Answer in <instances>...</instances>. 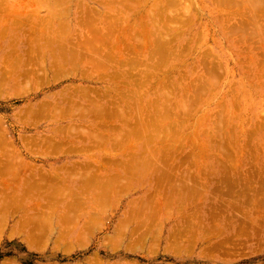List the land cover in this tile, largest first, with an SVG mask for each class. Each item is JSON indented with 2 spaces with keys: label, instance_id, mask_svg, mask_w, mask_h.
Returning <instances> with one entry per match:
<instances>
[{
  "label": "rangeland",
  "instance_id": "1",
  "mask_svg": "<svg viewBox=\"0 0 264 264\" xmlns=\"http://www.w3.org/2000/svg\"><path fill=\"white\" fill-rule=\"evenodd\" d=\"M107 1L0 0V25L9 22L15 14L23 23L9 24L7 30L12 31L13 38L18 37L21 31L22 35L25 34L24 37L21 35L26 47L23 51L29 50L28 55H31L33 49L46 45L49 47L42 48L43 51L51 54L50 44L53 42L49 44L46 38H56L58 34V40H71L70 44L74 45L82 41L85 46L87 38L93 37V19L101 14L121 17L117 33L122 35L120 41H115L119 43L116 44L115 54L123 53L127 59L130 55L137 57L135 55H141V52L145 56L139 55L144 57L142 66L130 70L129 65L126 66V78L116 80L114 85L125 87L132 83L136 86L133 89L140 86L147 102L154 103V110L169 117L164 120L161 116L163 127L149 132L147 141L141 139L144 141L142 153L146 162H143L145 168L141 169L144 173L137 172L135 176L139 178L133 175L135 178L129 180L125 173L126 164L141 156L139 147L130 145L139 143L140 139L138 137L137 142L136 138L128 141L127 136H121L122 125L125 124L121 118L119 121L108 119L102 122L94 118L92 112L86 118L58 116L60 121L57 124L53 116L38 120L27 113L30 107L35 108L46 96L63 91L69 96L70 89L77 88L91 90L92 99L105 102L109 97L106 98L98 90L105 87V81L114 69L107 72L106 77L93 76V65H85L83 57L81 71L73 75L69 69L61 74L52 71L47 79L40 73L44 68H40V74L37 73L40 76L35 74L43 80L29 78L30 84L29 79L25 80L28 86L23 81L25 85L22 83V88L0 91V133L3 134H0V142H4L0 143V182L13 185L15 189L20 186L19 195L27 187L31 191L25 190L28 193L25 198H20L22 202L16 210H0V264H264V29L261 30L264 28V0H249L248 4L254 6L250 9L249 6L246 8V2L240 4L245 0H235L237 5L232 3L223 8L215 0H172V3L168 0H132L131 3L136 6L124 7V10L118 9L119 6L110 9ZM174 15L183 18L180 22L196 18L187 28L188 22H171L175 19ZM229 15L235 16L228 18ZM50 16L51 23L47 24L44 18ZM143 16L144 21L149 23L139 27ZM56 17L58 20L54 19L53 25L52 18ZM40 18L44 21L38 22ZM154 21L162 25L166 23L153 28L163 45L170 42L166 38H170L171 34L176 36L177 32H187L180 40L170 38L174 42H171L170 48L167 46V55L159 53L157 44L154 52L158 56L155 57L151 50L157 42H150L144 35ZM182 23L186 24L183 29ZM51 24L55 28L47 30L49 25L51 29ZM233 25L238 26V31H232L233 34L238 32L237 35L228 31L237 29ZM256 25L259 27L255 29ZM127 28L130 30L128 38L123 34ZM57 29L62 30L59 31L61 35ZM63 30L69 32L62 33ZM227 32L233 36H226ZM99 42L100 45L105 43ZM94 46L91 52L84 53L85 60L90 53L92 56L99 53H94L97 50ZM78 47L84 50L81 45ZM55 51L56 48L52 52ZM36 55L41 57L39 49ZM98 56L102 57L101 54ZM98 56L93 58L98 60ZM5 62L0 59V68H7ZM149 70L154 77L145 76ZM90 72L92 74H87ZM157 84L161 86L159 91ZM96 91L105 99L98 97ZM117 97V104L124 106L126 97ZM85 100H88L87 96ZM131 103H126L129 108L126 105L123 108L122 114L128 118L123 122H128L131 117L133 121L136 119L134 100ZM88 119L96 125L90 124ZM107 123V126L100 127ZM66 126H72L74 130L80 127L70 137L76 148L71 150V147L65 146L55 150L44 147L43 141L59 135ZM80 129L82 132L88 130L86 132L94 133V136L97 129L101 136L98 134L100 138L96 135L89 140L79 135L82 133ZM123 136L130 147L124 142L126 149L114 146L112 140L119 141ZM95 138H98L96 142ZM139 159L135 160L136 164L142 162ZM149 165L151 167L146 168ZM4 166L7 170L13 168L12 172L7 173ZM104 173L108 174L106 177L114 174L119 177L118 183H113L117 188L116 194H119L116 202L103 203L105 209L94 204L95 208L100 207L97 210L102 209L97 211L93 208V200L86 196L92 199L94 191L106 187L108 178H104ZM97 175L106 179L101 178L105 185L100 183L102 180ZM12 176L21 177L22 184L18 178V182L15 179L12 182ZM120 177L124 178L121 180ZM23 179L28 181V184L25 183L27 186H24ZM56 188L64 189V193L52 201L48 193ZM4 197L8 196L2 197L0 193L2 205L12 203L11 200L8 203L10 198L4 200ZM129 216L132 217L129 222L123 223ZM42 222L46 225L45 229L35 235ZM17 225L20 231L12 233V227ZM59 232L63 241H68H65L67 246L62 239V243L57 242Z\"/></svg>",
  "mask_w": 264,
  "mask_h": 264
},
{
  "label": "bare ground",
  "instance_id": "2",
  "mask_svg": "<svg viewBox=\"0 0 264 264\" xmlns=\"http://www.w3.org/2000/svg\"><path fill=\"white\" fill-rule=\"evenodd\" d=\"M170 3H172V0H168ZM215 1H217L218 2V6L219 7H221V8H223V7H226L228 4H235V5H237V3H238V1H237V3L235 2V0H233V2H231L232 0H230V3H229V0H215ZM263 1V0H262ZM109 4H110V9H114L115 8V6H119V8L118 9H123L124 7H126V8H129V7H133V6H136V4L135 3H131L132 2V0H108L107 1ZM134 2V1H133ZM139 4H140V2L139 1H137ZM245 2H246V5L248 4V2H250L249 0H245V1H242V2H240V4L241 3H243V5L245 4ZM257 2H258V0H257ZM260 2V1H259ZM245 5V6H246ZM251 3H249L247 6H246V8L248 7L249 9H250V7H251ZM255 6H257V4L255 5ZM252 7H254V6H252ZM251 7V8H252ZM220 8V9H221ZM256 8V7H255ZM254 8V9H255ZM125 9V8H124ZM123 9V10H124ZM117 10V9H116ZM251 11H253V10H251ZM0 12H2V11H0ZM11 12H13V11H11ZM52 12V11H51ZM54 12V11H53ZM14 13V12H13ZM235 14V13H234ZM15 15V14H14ZM14 15H12V18L10 17V19H9V22L8 21H6V22H4L3 24H5V25H3V24H1L0 25V59H4V60H6V62L4 63V65L6 66L7 65V68H8V70H7V68L5 67H1V68H3V71L2 72H0V91H7V90H11V89H17V87H19L20 88V86H21V88H22V86L23 85H21L22 83L25 85V83H26V85L25 86H28V84H30V79L32 80V79H35L34 77H36L37 78V76H36V74L39 72V69L41 68H44L43 70H44V72H43V70H42V72H40V73H42V76H44L43 78H49V75L52 73V71H53V73H55V74H61V73H66V71H67V69H69L68 71H69V73L71 74V75H73L75 72H80L81 71V67H82V61H83V57H84V62H85V65L86 64H90L91 63V65H93V76H96V75H98L100 78H103V77H106V76H104V75H106V73L107 72H109V71H111V70H113L114 69V72H113V74L112 75H107L108 76V80H106L105 82H106V84H105V87H103L102 88V90H98V91H100V92H102V94L106 97V96H108L109 97V99L108 100H106L105 102L104 101H101V100H96V98H95V100L94 99H92L91 98V96H90V93H91V90H87V89H83V88H77V89H70V92H69V96L67 95V92L66 91H63L62 93L61 92H59V93H57V94H51V95H48V96H46L42 101H41V103L39 104V105H37L35 108H31L30 107V109H29V111H27V113H31L32 114V117L33 116H36L37 117V119L38 120H40V119H42V118H46V117H48V118H50V117H52V119L54 118V120L56 119V122H57V124H58V122L60 121H58L57 119H58V116H61L62 118H66V117H73V116H79V117H81L82 118V116L83 117H85L86 118V116L87 115H89L90 113H92L93 112V115L92 116H94V118H97L98 120H102V122H105L106 120L108 121V119H114L115 121H119L120 120V118L122 119L121 121H122V123H125V124H123L122 126H123V128H122V131H121V136L122 135H124V136H127V140L128 141H130V140H133L134 141V139H135V142H137L139 139H140V142L139 143H137V144H131L130 146H132L133 145V147H135V146H138L139 147V150L141 151V156H137V157H141L142 159H139V161L141 162V160H142V162L141 163H139V164H136L137 162H135V160H138V159H136L137 157H135L134 159H133V161H131L133 164L131 165V162H128L127 164H126V170L128 171H125V173H126V175L128 176L127 178L129 179V180H132V179H134L136 176H135V173H136V175L138 174L137 172H140V173H144V172H141V171H143V170H141V169H144L145 168V165H144V163H146V162H144L145 161V159L143 158L144 156V153H142V150H143V148H144V141H147L148 140V133L149 132H152L153 131V129H157V128H161V127H163V125H162V123H161V121H160V118H161V116H164V120H165V118L167 119L168 117H169V115H164V114H162L161 115V113H157L155 110H154V103L153 102H147V96H145L144 94L145 93H143V91H141V88H140V86H137L138 88L137 89H133L134 87H136V86H134V85H132V83H131V85L130 84H127L125 87H123V85L121 84V86H119L118 87V85H114V82H117L116 80H122V78L124 77V79L126 78V75H127V72H128V70H126L125 68H126V66H128L129 67V70L130 69H135V67H137V66H142L143 64H144V57H140L141 55H142V52H141V55L139 56V55H135V56H137V57H132L133 55H128L130 58L129 59H127L128 57H126V58H124L123 56L124 55H122V54H120V53H118V52H116V53H118V54H115V51H116V49L118 48L117 46H116V40H118V41H120V36L122 35H118V33H117V31H118V28H119V20H120V18L121 17H117V16H115V15H112V14H101V16H98V18L97 19H93V25H91L90 27H91V29H94L93 30V37L92 38H87V40L85 41V46L87 45V44H89V45H87V49H85L86 47L84 46V42L82 43V41H81V43L79 42V43H77L76 45H77V47H76V45H74V43L73 44H70L71 43V40H70V42H67L66 41V39H65V41L63 40V39H60L61 40V42H63V43H61L60 42V40H58L57 39V35H56V31H58L57 33H59V31L60 30H56V31H54L55 33H53V34H55L56 35V38H54V37H52V36H50L49 37V39L48 38H46V40H47V42L50 44V43H52V44H50V53L51 54H49V51H46V53L43 51V49L42 48H48L49 46H46V45H44V47H37V50L36 49H33L31 52V55H28V53H29V50L27 51V52H24L23 51V49H25L26 47H24L23 46V38L21 39V37L23 36V35H25V34H23L22 35V31H21V33H20V35L18 36V37H16V38H13V33H12V31H8L7 30V27L9 26V24H12V23H14V22H19V23H23V21H22V19L19 17V19L20 20H18V18L16 17V15H15V17H14ZM48 15V14H47ZM25 16V15H24ZM49 16V15H48ZM120 16V15H119ZM231 15H229V16H227L228 18H231L230 17ZM235 15H233V17H234ZM53 17V16H52ZM117 17V18H116ZM175 19H172V21L171 22H177V20H178V22H180L179 20H182L181 18H180V16H173ZM177 17V18H176ZM232 17V18H233ZM261 17V16H260ZM24 18H26V16L24 17ZM28 18V17H27ZM44 18V17H43ZM43 18H40V19H38V22H40V20L42 21V19ZM48 18V17H47ZM47 18H44L45 20H47V21H45V22H47V24H48V22L49 23H51V16L47 19ZM179 18V19H178ZM195 16L194 17H190V18H188V19H186V20H184V21H181V22H185L186 24H187V22H188V24L186 25L185 23L183 24V26L181 27L182 29L185 27V25H186V27L188 28L191 24H192V21L193 20H195ZM44 19H43V21H44ZM58 20V18L56 17V18H52V21L53 20ZM152 19V18H151ZM251 19V18H250ZM257 19H258V16H257ZM3 20V19H2ZM6 20H7V18H6ZM36 21H37V19H35ZM61 20H62V18H61ZM174 20V21H173ZM192 20V21H191ZM252 20V19H251ZM254 20V19H253ZM0 21H1V18H0ZM4 21V20H3ZM25 21V20H24ZM26 21H29V20H26ZM140 23H139V27H141L142 25H143V27H145V25L144 24H146V23H149V22H145L144 21V16H143V19H141L140 18ZM151 21V20H150ZM233 21V20H232ZM248 21V20H247ZM246 21V22H247ZM250 21V20H249ZM59 22H61V21H58V23ZM180 22V23H181ZM64 23V22H63ZM226 23H227V21H226ZM242 23V22H241ZM32 24V23H31ZM41 24H42V22H41ZM56 24V23H55ZM100 24V25H99ZM102 24V25H101ZM228 24H230V23H228ZM38 25V24H37ZM44 25V24H43ZM53 25H54V21H53ZM59 25H61V24H59ZM66 24H64V26H65ZM87 25V24H86ZM166 25V23L165 24H159V23H157V22H152V24L149 26L150 27V30H147L145 33H144V35H145V37L151 42H157V43H154V49L153 50H151L153 53V55L156 57V55L158 56V53L157 52H154V51H156V48H157V44H158V46H159V48L157 49V50H159V53H161V55H163V54H165V53H169L168 51H166V48H167V46H169L168 48H170L171 46H172V43L171 42H174V41H176V40H180L181 38H182V36H184V35H187V32H184V30L181 32H177V34L179 33V35H177L176 34V36H178L177 38H175L176 36H173V35H175L174 33L173 34H171L172 36H170V38H174V41H171V39L170 38H166L167 39V41H168V39H169V41L170 42H167V44L168 43H171V44H169V45H167L166 44V39L164 40V42H165V44L166 45H163L164 43H163V41L161 40V37L160 36H156V32H155V30L153 29V28H156V27H160V26H165ZM227 25V24H226ZM45 29H46V27H47V25H46V23H45ZM51 26H52V24H51ZM64 26H63V28H64ZM235 26H237V25H233L232 27H235ZM67 27V26H66ZM69 27V26H68ZM256 27L258 28L259 26H255V29H256ZM262 27V26H261ZM49 29H47V30H52V29H54L55 28V26L53 27H51V29H50V25H49V27H48ZM60 28H62V27H60ZM89 28V27H88ZM243 28V27H242ZM249 28V27H248ZM228 29V28H227ZM226 29V30H227ZM233 29V30H232ZM231 30H228V31H231V33L233 34V32H235V31H238V26H237V29L236 28H232ZM235 29V30H234ZM247 29V28H246ZM262 29H264L263 27L261 28V30ZM31 30V29H30ZM122 30V29H121ZM127 30V32L125 33H123L124 35H125V37L126 38H128L129 37V34H130V30H129V28H127L126 29ZM225 30V31H226ZM240 30V29H239ZM242 30V29H241ZM240 30V31H241ZM250 30H251V28H250ZM254 30V29H253ZM258 30H260V28L259 29H257V32H258ZM32 31V30H31ZM46 31V30H45ZM52 31V32H53ZM62 31V30H61ZM60 31V32H61ZM65 30H63V32L62 33H65V32H69L68 30H66L65 32H64ZM173 31V30H172ZM233 31V32H232ZM34 32V31H33ZM32 32V33H33ZM51 32V31H50ZM242 32V31H241ZM252 32V31H251ZM256 32V31H255ZM256 32V33H257ZM228 34L226 35V36H228V35H230V33L229 32H227ZM237 33L238 32H236V33H234L233 35H237ZM250 33V32H249ZM60 34V33H59ZM68 34V33H67ZM70 34V33H69ZM230 35V36H233V35ZM254 34V33H253ZM22 35V36H21ZM52 35V34H51ZM61 35V34H60ZM255 35V34H254ZM258 35V34H257ZM260 35V34H259ZM118 36H119V38H118ZM239 36V35H238ZM240 36H242V34L240 35ZM244 36V35H243ZM256 36V35H255ZM24 37V36H23ZM31 37H35V34H31ZM234 37H236V36H234ZM253 37V36H252ZM63 38V37H62ZM68 38H69V35H68ZM126 38H124V41L126 40ZM172 38V39H173ZM244 38H246V37H244ZM70 39H71V37H70ZM176 39V40H175ZM20 40V41H19ZM91 40H93V41H91ZM114 40V41H113ZM22 41V44L20 43ZM57 41H59V43L57 42ZM99 41H102V42H105V43H103L104 44V49L103 48H101L102 46H103V44L102 45H100V42L98 43ZM117 41V42H118ZM160 41H162V42H160ZM92 42H94V44H95V46L94 47H96V51L94 52V53H96V52H99V53H96V54H94L93 56H98V54L100 55L101 54V58H100V56H98L97 58H98V60L97 59H95V58H93V56H92V53H90L89 55V57L87 56V60H85V58H86V55L84 54V53H87V52H91L92 51V46L94 45ZM96 42V43H95ZM101 42V43H102ZM149 42V43H150ZM68 43H69V45H68ZM91 43L93 44V45H91ZM97 43L101 46V47H98V46H96L97 45ZM53 44H55V45H57V46H53ZM119 44V43H118ZM117 44V45H118ZM78 45H81L82 47H84V50L86 51V52H84V50H81L79 47H78ZM136 45V44H135ZM150 45H151V43H150ZM30 46V44H28V46H27V48ZM132 46V45H131ZM137 46V45H136ZM140 46V45H139ZM138 46V47H139ZM152 46H153V43H152ZM155 46H156V48H155ZM89 47V48H88ZM93 47V50L95 49ZM106 47V48H105ZM130 47V46H129ZM129 47H127V48H125V50H127ZM134 47V46H133ZM133 47H131V48H133ZM137 47V48H138ZM54 48H56V51L55 52H52L53 50H54ZM151 48V47H150ZM153 48V47H152ZM19 49H21V50H19ZM30 49V48H29ZM38 49L41 51V57L40 56H38V55H36V53H37V51H38ZM83 49V48H82ZM138 49H140V48H138ZM138 49H137V51H138ZM81 50V51H80ZM115 50V51H114ZM83 51V52H82ZM103 51V52H102ZM114 52V53H113ZM171 52H173V51H171ZM133 53H134V51H133ZM176 53H177V51H176ZM26 54V56H24V55ZM44 54V55H43ZM145 54V53H144ZM143 54V55H144ZM142 55V56H143ZM165 55H167V54H165ZM49 56H51V57H49ZM145 56V55H144ZM132 57V58H131ZM95 59V60H94ZM94 60V61H93ZM250 60V59H249ZM257 65V64H256ZM25 66H27V67H29L30 66V68L28 69L27 67H25ZM35 66V67H34ZM215 66V65H214ZM214 66H212V71H213V67ZM1 68H0V70H1ZM24 68H26L27 70H25ZM37 68H38V70H37ZM5 69H6V71H5ZM23 69V70H22ZM35 70L37 71V72H35ZM126 70V71H125ZM211 70V69H210ZM212 71L210 72L211 74H212ZM36 73V74H35ZM40 73H38V74H40ZM45 73V74H44ZM213 73H214V71H213ZM37 74V75H38ZM87 74H92L91 72L90 73H87ZM150 75V76H149ZM38 76H40V75H38ZM53 76V75H52ZM145 76L146 77H154L155 75L153 74V72H151L150 70L148 71V72H146V74H145ZM30 78V79H29ZM41 77H38L37 79H38V81H39V79H40ZM28 80L29 79V83L28 82H25V80ZM41 80H43L42 78H41ZM45 80V79H44ZM25 83H24V82ZM28 83V84H27ZM136 83H137V81H136ZM135 83V84H136ZM159 83V82H158ZM162 84H164V83H161V85ZM120 85V84H119ZM129 85L130 86H132V91L130 90V88H129ZM136 85H139V83H137ZM157 85H159L158 87H157V91H159L160 90V88H161V86H160V84H157ZM155 89V88H154ZM98 91H96V92H98ZM66 92V93H65ZM94 92V91H93ZM102 94H100L99 92L96 94V95H99L98 97H102L101 95ZM117 95H119V97H126L125 98V101H123V104H124V106L126 105V103H130V105L132 104L131 102H132V100H134V102H135V106H134V109L135 108H137V111H136V119H135V117H134V119H135V121H133V119H129V121L128 122H123L125 119V121H127L128 120V118H126V117H124V114H122V112H124V110H123V108H124V106L122 105V106H119V104H117V101L115 100L116 98L115 97H117ZM86 96L88 97V100H85V98H86ZM59 97V98H58ZM84 97V98H83ZM97 97V98H98ZM105 97H102V98H104L105 99ZM107 98V97H106ZM118 98V97H117ZM123 99V98H122ZM120 101V100H119ZM87 103H90V105H86ZM133 106V105H132ZM126 107H128L129 108V106H127L126 105ZM127 109V108H126ZM126 109H125V111H126ZM128 113H130V111L128 110L127 111ZM127 114V113H126ZM169 114V113H168ZM91 116V117H92ZM47 118V119H48ZM96 119V120H97ZM61 120H63V119H61ZM72 120V119H71ZM89 120V119H88ZM87 120V121H88ZM92 121V120H91ZM120 121V122H121ZM101 122V123H102ZM2 123V122H1ZM89 123H90V120H89ZM95 123V122H94ZM98 123V122H97ZM109 123V122H108ZM108 123L107 124H101L100 125V127L102 126V125H105V126H107L108 125ZM112 123H114V122H112ZM156 123V124H155ZM90 124H92V122L90 123ZM127 124V125H126ZM93 125V124H92ZM91 125V126H92ZM96 125V124H95ZM95 125H93V126H95ZM111 125H113V124H111ZM92 126V127H93ZM104 126V127H105ZM72 127V126H71ZM70 126H66V127H63L62 129H61V131H60V133H59V135H57V134H55V135H53L52 136V138H48V139H46L45 141H43L44 142V147H47V148H51V149H55V150H58V149H62L63 147H65V146H69V147H71V150H72V147L73 148H76L75 146H74V141H73V139H71L70 137L72 136V134L73 133H76L75 132V130H77L78 128H80V127H76L77 129H73V128H71ZM91 127V128H92ZM98 127V125L96 126V127H94V128H97ZM113 127H114V125H113ZM106 128H108V127H106ZM99 129V128H98ZM263 128H261V130H262ZM80 131L82 132V130L80 129ZM79 131V132H80ZM86 131H88V130H85V131H83L82 133H79V135H82V137L83 136H85L87 139H91V137L92 136H94L93 134L94 133H92V135H91V133H88V132H86ZM96 131H98L97 132V136H98V134H99V136H101L100 135V130H97L96 129ZM1 134V133H0ZM102 134V133H101ZM1 135H3V134H1ZM74 135V134H73ZM91 135V136H90ZM95 135V136H96ZM103 135V134H102ZM94 136V137H95ZM96 136V137H97ZM98 136V137H99ZM124 136L123 137H121L122 138V140H120L119 139V141H122V143L121 144H119L118 142V139L116 140L115 139V141L114 140H112L114 143H115V145L114 146H120L121 148H124L125 147V145L128 143H126V142H124L125 141V139L123 140V138H124ZM116 137H117V135H116ZM138 137H139V139H138ZM263 136H261V138H262ZM1 138V137H0ZM100 138V137H99ZM142 138H144L145 140L144 141H142L141 139ZM261 138H259L260 140H261ZM2 139V138H1ZM96 139H98V138H95V142L97 141ZM103 139V137L101 138V139H98V140H102ZM138 139V140H137ZM8 140V139H7ZM137 140V141H136ZM4 141H5V137H4ZM92 141H93V139H92ZM262 141V140H261ZM260 141V142H261ZM126 143V144H124V143ZM0 143H2V142H0ZM4 143V142H3ZM2 143V144H3ZM263 143V142H262ZM1 144V145H2ZM98 144H100V143H98ZM81 144H79V146H80ZM128 145V144H127ZM259 145H260V143H259ZM259 145H258V147H259ZM263 145V144H262ZM99 147H100V145H98ZM124 146V147H123ZM129 146V145H128ZM129 146V147H130ZM113 147V146H112ZM132 147V148H133ZM260 148H261V146H260ZM259 148V149H260ZM263 148V147H262ZM262 148H261V150H262ZM124 149H126V148H124ZM75 150V149H74ZM260 151V150H259ZM264 152V151H263ZM262 151H261V153H263ZM260 152H259V154H261ZM144 162V163H143ZM151 162H152V160H151ZM135 164H136V166H135ZM148 164H149V162H148ZM152 164H153V162H152ZM151 163H150V165H152ZM146 166V168L147 167H151V166ZM9 166V165H8ZM4 168L6 169L7 167L6 166H4ZM10 169L9 170H7L6 169V171H7V173H8V171H10V172H12V170L11 169H13V168H11V167H9ZM96 168V167H95ZM5 169H3V170H5ZM134 169H136V171H134ZM140 170V171H139ZM95 171V170H94ZM106 171V170H105ZM134 171V172H133ZM147 171H148V169H147ZM5 172V171H4ZM109 172V171H108ZM130 172V173H129ZM6 173V172H5ZM98 173H99V171H98ZM10 174V173H9ZM8 174V175H9ZM97 174V173H96ZM103 174V173H102ZM105 174V173H104ZM148 174H149V172H148ZM3 175V174H2ZM101 175V174H100ZM108 175V174H107ZM106 174L104 175L105 177L104 178H108V180H106V179H104V178H102L104 181L106 180L107 182H105V183H107L106 185H105V183H104V181L100 178V176H98V178H99V180H102L100 183H102V184H104L106 187H103L104 188V190H101V188L100 189H98V187L99 186H97V191H94V196H93V198L92 199H90L89 197H88V195L86 196L87 197V199H89V200H93V208L94 209H98V208H100V207H97V208H95L97 205H99V206H101V207H103V205H105L106 203H107V201H111V202H116L115 201V199H116V197H118L117 196V194H119V193H117L116 194V191L115 190H117V188L115 189V187L113 186V183H118V178H117V176H115V174H114V176H112V177H106L107 176ZM117 175V174H116ZM133 175L135 176L134 178H133ZM147 175V174H146ZM264 175V174H263ZM20 176V175H19ZM19 176H15L14 178H13V176L11 177V178H13V179H11V181L12 180H14L15 179V181H17L16 179L18 178V179H20V183L22 184V180H21V177L19 178ZM97 176H96V179H97ZM121 176H123V175H121ZM140 176V175H139ZM142 176V175H141ZM2 177V176H1ZM9 177V176H8ZM52 177V179H54L53 177L54 176H51ZM143 177H145V175H143ZM264 177V176H263ZM262 177V179H264ZM4 178V177H3ZM55 178L57 179V177L55 176ZM89 178V177H88ZM90 178H91V175H90ZM109 178H110V181H109ZM124 178V177H123ZM123 178H121L120 177V179L122 180ZM137 178H139V177H136V179ZM48 179V178H47ZM86 179V178H85ZM96 179H94L95 180V183H97V181H96ZM261 179V178H260ZM8 180H9V178H8ZM29 180V179H28ZM89 180V179H88ZM118 180V181H117ZM256 180V179H255ZM23 181H24V179H23ZM62 181V180H61ZM93 181V180H92ZM109 181V182H108ZM257 181V180H256ZM263 181V180H262ZM8 182H10V181H8ZM13 182V181H12ZM11 182V184H13ZM18 182V181H17ZM28 182V181H27ZM26 182V180L24 181V186H27L26 184H28ZM89 182H91V180H89ZM94 182V181H93ZM99 182V181H98ZM3 182H0V189H2L3 191L1 192L0 191V193H1V196L3 197V196H8L7 198H5L4 197V200L5 199H8V198H10L9 199V202L8 203H10V200L12 201V203H10L9 205L6 203V201H8V200H6L5 201V203L7 204V205H2V203L0 204V205H2V208L0 209L1 211L2 210H4L5 212H7V210H9V211H11V210H16L15 208L16 207H19V205L21 204V202H22V200H20V198L22 199V198H25V195L28 193V191L29 192H31L30 190H28L29 188L27 187L25 190H28L27 191V193L25 192V190L23 191V194H22V192H21V194L19 195L18 193L20 192V186H19V188H17V186H16V189L15 188H12V186L13 185H10L9 186V184L8 183H6L5 182V184H2ZM19 183V184H20ZM26 183V184H25ZM8 184V185H7ZM17 184V183H16ZM18 184V185H19ZM66 184H67V182H66ZM89 184V183H88ZM108 184H110L109 186H108ZM125 184V183H124ZM256 184V183H255ZM262 184H263V182H262ZM7 187H6V186ZM15 185V184H14ZM9 186V187H8ZM101 186V185H100ZM114 188H113V187ZM263 186V185H262ZM119 187V186H118ZM25 188V187H24ZM102 188V189H103ZM256 188V187H255ZM260 188V187H259ZM120 189V191H121V188H119ZM119 189H118V191H119ZM264 189V188H263ZM53 190V189H52ZM49 191V193H48V197L52 200V201H54V200H57L58 198H60V196L62 197L63 195V193H64V189H61V190H59V188H56V189H54L53 191ZM55 190H57V191H55ZM87 190H89V189H87ZM261 190V189H260ZM90 191V190H89ZM13 192L14 193H17L18 195L16 196L15 194H13ZM257 192V191H256ZM260 192V191H259ZM262 192V191H261ZM72 193V192H71ZM83 193H84V191H83ZM82 193V194H83ZM91 193V192H90ZM258 193V192H257ZM264 193V192H263ZM263 193H260L259 195H261V194H263ZM79 195V194H78ZM264 195V194H263ZM10 196V197H9ZM257 196V195H256ZM80 197H82V195H80ZM83 197H85V194H84V196ZM91 197V196H90ZM78 198V197H77ZM259 198V197H258ZM78 199H81V198H78ZM1 201V200H0ZM4 202V201H3ZM105 202V204H103ZM110 202V203H111ZM92 203V202H91ZM96 206H95V205ZM109 204V203H108ZM114 205V204H113ZM73 207V206H72ZM77 208V207H76ZM76 208H74V209H76ZM102 209H105L104 207L102 208ZM102 209H100V210H97V211H102ZM75 211V210H74ZM82 211V210H81ZM96 211V212H97ZM78 212V211H77ZM9 214V213H8ZM77 214V213H76ZM2 216H4L3 214H2ZM5 217V216H4ZM130 218H132L131 216H129L128 217V219L126 220V222L124 221L123 223H128L129 222V220H130ZM3 219V218H2ZM95 220V219H94ZM122 223V228H123V226H124V224ZM93 224H95L94 222H93ZM39 225V224H38ZM42 225H43V227H42ZM44 222H42L41 223V228H40V226H39V228L40 229H37L38 227L37 226H35V227H37L36 228V230H38L37 231V233H36V230H35V235H37L38 233H40V231H41V229L43 230V228L45 229V227H46V225H45V227H44ZM52 227H53V225H51ZM30 228V227H29ZM120 228H121V226H120ZM119 228V229H120ZM12 229H14V230H12V233H17V232H19L20 231V228H19V225H17V226H13L12 227ZM31 229H33V228H31ZM35 229V228H34ZM49 229V228H48ZM59 229H61V227L59 228ZM58 229V231H60ZM50 230H51V228H50ZM44 231H46V230H44ZM53 231H55V230H53ZM52 231V232H53ZM120 231V230H119ZM122 231V230H121ZM31 232V231H30ZM34 232V231H33ZM51 232V233H52ZM26 233V232H25ZM60 233V232H59ZM61 233H64V232H62L61 231ZM61 233H60V238L59 239H57V240H59V241H57V242H59V243H62V241H63V236L61 235ZM120 233V232H119ZM27 234H29V232L27 233ZM31 234H33V233H30V235ZM41 234H43L42 232H41ZM65 234V233H64ZM63 234V235H64ZM121 234V233H120ZM30 235L29 236H27V238H28V240L30 239ZM34 235V236H35ZM40 235V234H39ZM41 236V235H40ZM40 236H38V237H40ZM62 236V237H61ZM68 236V235H67ZM66 236V237H67ZM120 236V235H119ZM61 239H62V241H61ZM64 239H67V238H65V236H64ZM27 240V241H28ZM74 240V239H73ZM67 243H68V241L67 240H65ZM65 241H63V242H65ZM29 242V241H28ZM65 242V243H66ZM73 242V241H72ZM65 243H63L62 245H64ZM67 243H66V246H67ZM29 245H31V242H30V244ZM70 246V245H69ZM64 248H65V245L63 246ZM62 247V248H63ZM69 249V248H68Z\"/></svg>",
  "mask_w": 264,
  "mask_h": 264
}]
</instances>
